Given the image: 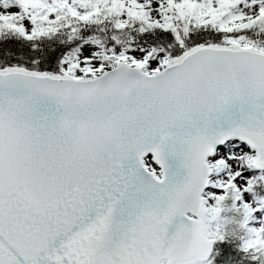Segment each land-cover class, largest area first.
Segmentation results:
<instances>
[{
	"label": "snow or ice",
	"instance_id": "snow-or-ice-1",
	"mask_svg": "<svg viewBox=\"0 0 264 264\" xmlns=\"http://www.w3.org/2000/svg\"><path fill=\"white\" fill-rule=\"evenodd\" d=\"M0 264H264V0H0Z\"/></svg>",
	"mask_w": 264,
	"mask_h": 264
}]
</instances>
